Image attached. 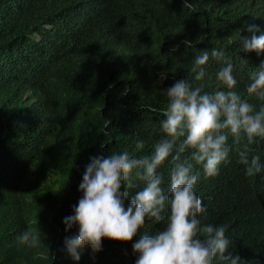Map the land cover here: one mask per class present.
I'll use <instances>...</instances> for the list:
<instances>
[{
    "label": "trees",
    "instance_id": "obj_1",
    "mask_svg": "<svg viewBox=\"0 0 264 264\" xmlns=\"http://www.w3.org/2000/svg\"><path fill=\"white\" fill-rule=\"evenodd\" d=\"M253 34L264 35V0H0V264H135L132 245L163 221L148 220L131 241L103 238L98 252L85 245L78 261L66 249L78 225L66 231L64 220L83 195L90 157L125 149L151 155L165 136L153 111L166 103L162 90L192 80L193 59L212 48L225 49L235 91L259 110L264 102L247 96L246 86L264 53L242 44ZM185 39L194 46L186 49ZM221 64L210 56L193 87L217 90ZM250 147L264 164V139ZM170 160L158 169L165 193ZM195 170L202 224L227 226L238 264H264V169L248 177L233 146L217 176ZM132 180L135 188L122 187L126 203L144 187L135 172ZM29 228L40 230V248L19 243Z\"/></svg>",
    "mask_w": 264,
    "mask_h": 264
},
{
    "label": "clouds",
    "instance_id": "obj_2",
    "mask_svg": "<svg viewBox=\"0 0 264 264\" xmlns=\"http://www.w3.org/2000/svg\"><path fill=\"white\" fill-rule=\"evenodd\" d=\"M255 27L249 25L248 30L254 31ZM183 44L186 49L194 46L188 39ZM242 44L246 52L264 53V35L253 34L251 39L244 38ZM178 48L179 45H174L170 53ZM210 56L222 62L215 73L217 90L211 93L192 84V80L201 81L206 76ZM247 63L246 59L242 61ZM189 70L193 79H178L162 90L166 103L153 109L162 117L160 125L165 136L155 144L151 155L137 157L125 149L90 157L79 185L83 195L74 206V214L64 220L66 231L78 225V235L65 240L74 260L80 259L78 249L85 245H90L93 252L100 251L103 238L131 241L152 220L163 221L165 226L155 234L143 232L132 245L139 254L135 264H216L217 261L238 264L240 261L238 254L233 256L229 251L227 226L202 224L199 218L206 208L196 192L200 172L195 169L199 165L204 176H217L220 166L229 162L234 146L245 174L253 177L260 173L264 164L259 155L250 156V146L257 143V138L264 139V105L256 110L235 91L234 64L223 47L212 48L210 53L203 51L193 59ZM161 78L165 79L166 74L162 72ZM249 81L247 96L264 102V62L249 73ZM229 137H232L231 145ZM169 158L172 167L165 193L164 176L158 169ZM134 172L144 187L126 203L129 191H122V187H136L132 180ZM18 239L30 248L41 247L40 230L29 228Z\"/></svg>",
    "mask_w": 264,
    "mask_h": 264
}]
</instances>
